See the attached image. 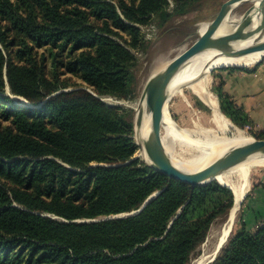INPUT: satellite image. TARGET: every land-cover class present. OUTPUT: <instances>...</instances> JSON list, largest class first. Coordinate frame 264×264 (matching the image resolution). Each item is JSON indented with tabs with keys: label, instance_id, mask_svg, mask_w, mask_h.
I'll list each match as a JSON object with an SVG mask.
<instances>
[{
	"label": "trees",
	"instance_id": "trees-1",
	"mask_svg": "<svg viewBox=\"0 0 264 264\" xmlns=\"http://www.w3.org/2000/svg\"><path fill=\"white\" fill-rule=\"evenodd\" d=\"M194 1L173 0L183 12ZM168 5L0 0V264H189L231 208L217 181L193 187L133 158L126 110L100 98L132 94L138 25L164 21ZM220 81V111L248 125ZM156 191L138 213L107 217L138 210ZM220 195L226 202L208 211ZM210 264H264V221L254 230L241 222Z\"/></svg>",
	"mask_w": 264,
	"mask_h": 264
},
{
	"label": "rangeland",
	"instance_id": "rangeland-1",
	"mask_svg": "<svg viewBox=\"0 0 264 264\" xmlns=\"http://www.w3.org/2000/svg\"><path fill=\"white\" fill-rule=\"evenodd\" d=\"M233 1L234 0H196L192 3H189L186 6L187 11L183 12L176 10V5L173 0H169L168 12L171 14L168 18H166L164 21L154 18L153 22L144 25H138L142 35L143 44L139 48H131L136 56V64L133 68L135 76L134 91L127 98H117L109 95L100 97L106 104L119 105L126 110L128 118L132 122L131 137L137 146L133 158H138L139 161L147 164L146 157L142 154L141 148L139 147L135 136L134 119L136 118L137 106L139 104L140 95L146 80L151 74L164 67L166 61H170L180 52L187 51L201 42L202 38L200 36V25H202V23L214 22L220 13L228 6V4V8L232 6ZM254 1L255 0H239V2L230 11V14L238 16L246 14L251 9ZM122 35L125 38L128 36L126 33H122ZM163 59V64L162 62L159 64L160 61H163ZM165 59L167 60L165 61ZM161 65L163 66L161 67ZM224 70H228L229 72L243 71L246 72V75H250V78H253L252 75L255 72H261L264 77V55L257 62L250 66L227 65L222 67H214L209 72V88L217 101L218 98L215 90L219 85H221L220 80L223 79L222 75L224 74ZM71 81L76 82L79 85L83 84L81 83V80L77 79L76 77L71 78ZM81 87L90 90L88 87L84 86V84ZM72 88L74 87H68L66 89ZM181 89L185 93L184 98L182 96L172 94L169 98L170 101H167L168 114L172 122H175L174 124L178 128L181 127L180 129L188 132L187 137L190 139L194 140L197 136H199V134H201L199 133V129L202 127L205 129L210 128L212 132L216 133L218 136H231L235 133V129L239 128L243 135H245L247 138L264 139V124L259 125L257 122L253 121V119H251L248 125L246 124L244 126H239L230 120L234 127H231L228 130H221L213 119L214 116L212 109L207 104L203 103L197 96L192 94L188 87H181ZM257 95L258 103L262 105L264 110L263 83L260 85V89L257 90L256 96ZM11 97L20 106L33 107L30 102H28L22 96L13 95ZM262 118L264 119V115ZM167 130V125L162 123L161 134L164 137L163 139L165 140V144L168 142L166 145L173 155L178 158H188L189 156L196 153V150L192 148L193 144L188 142L187 139H185L186 137L183 135H170L167 133ZM226 200L227 198L224 195H220V197L213 196L206 205V208L208 211H211L213 208H217L219 203H225ZM228 211L229 209L225 214L218 215L211 222L207 233L208 236H206L207 239L205 238L204 242L195 250V253L191 257L190 263L193 258L200 255L202 248L212 247L218 233L220 232V228H222L227 220ZM130 213L131 212L107 217L127 216ZM263 221L264 166H255L254 169L252 168L250 174V186L247 194L235 213L234 223L232 225L230 235L240 230L241 222L244 223L246 228L249 230H254L256 226Z\"/></svg>",
	"mask_w": 264,
	"mask_h": 264
},
{
	"label": "water",
	"instance_id": "water-1",
	"mask_svg": "<svg viewBox=\"0 0 264 264\" xmlns=\"http://www.w3.org/2000/svg\"><path fill=\"white\" fill-rule=\"evenodd\" d=\"M238 2L239 0H234L230 8H228V4L216 19L227 15ZM250 19L251 22H249ZM201 38L202 41L197 45L178 54L167 62L164 67L149 76L143 86L136 114L137 121L141 119V109L149 114V132L143 145L138 143L139 147L144 149L147 165L154 171H158L172 179L189 184L193 187L202 186L211 182L213 174L217 170L237 163L248 156L264 155V139H249L236 144L196 173L192 174L179 169L171 162L161 138L163 108L176 89V87L171 84V80L185 64L201 54L212 53L216 57L237 58L263 47L264 0H255L251 9L237 20L228 36L213 39L203 38L201 36ZM222 66L226 65L211 66L209 68L207 66L205 71L210 72L214 67ZM217 182L229 188L226 184L220 183L219 181ZM158 193L159 191H156L151 194L138 210L128 215L138 213L151 199L158 195ZM246 194L247 192L242 196L239 202H237V208H235L236 200L233 199L232 206L227 214V220L231 217V227L234 223L235 213ZM231 230L232 228H230V232ZM230 232L227 233L223 239L219 240L218 243L215 240L212 247L202 248L200 254L205 255L201 264H210L215 260L220 249L228 240Z\"/></svg>",
	"mask_w": 264,
	"mask_h": 264
},
{
	"label": "bare ground",
	"instance_id": "bare-ground-1",
	"mask_svg": "<svg viewBox=\"0 0 264 264\" xmlns=\"http://www.w3.org/2000/svg\"><path fill=\"white\" fill-rule=\"evenodd\" d=\"M241 16L232 15L230 12L222 17H219L214 22L202 23L200 25V34L203 38H222L228 36L235 23ZM251 22V19L250 21ZM180 50V49H179ZM183 51V50H182ZM180 52L179 54H181ZM264 55V44L263 47L249 52L243 56L237 58H224L216 57L212 53L201 54L198 57L192 59L189 63L185 64L172 78L171 84L176 87L173 95H179L184 98L185 93L182 91L181 87H188L189 91L197 96L203 103L207 104L213 111V119L216 125L221 130H228L234 125L228 117H226L222 111L219 109L218 101L216 100L214 94H212L210 86V76L209 72L205 71L208 66H218V65H236V66H250L257 62ZM175 57V56H174ZM172 58V57H171ZM167 59H165L166 61ZM163 64L160 61L159 64ZM169 61H166L167 63ZM165 65V64H164ZM157 66V65H156ZM163 65H161L162 67ZM206 72V73H205ZM188 99V98H187ZM170 101V100H169ZM190 102V101H189ZM169 103V102H168ZM189 105V104H188ZM167 103L163 108L162 123L167 125V133L170 135H183L186 137L188 142L193 144L192 148L196 150V153L189 156L188 158H178L169 150L167 143L165 144L164 137L161 134V138L171 162L179 169L188 172L196 173L208 164L214 161L216 158L224 154L230 147L239 144L241 142L247 141L252 138H247L243 135L242 131L237 128L235 133L231 136H218L212 130L200 128L199 136L194 140L190 139L188 132L183 129L178 128L170 119L168 114ZM212 116V115H211ZM135 119V136L139 144L143 145L147 134L149 132V114L141 109V119L137 121V115ZM197 122V121H196ZM166 129V128H165ZM195 130V129H194ZM166 131V130H165ZM225 132V131H224ZM191 135V134H190ZM197 135V134H196ZM165 136V134H164ZM194 137V136H193ZM192 137V138H193ZM169 141V140H168ZM171 141V140H170ZM142 154L145 156L144 149L141 148ZM146 157V156H145ZM257 166H264V155L258 156H248L247 158L217 170L213 174V179L219 181L220 183L226 184L232 194L233 199L236 200L235 208H237V202L242 198V196L248 191L250 186V174L252 168ZM212 179V180H213ZM245 198V197H244ZM231 217L226 221V223L220 228V232L217 235L216 242L223 239L227 233L230 232ZM224 223V222H223ZM210 235V234H209ZM212 235V234H211ZM205 254H200L193 258L190 264H201L204 260Z\"/></svg>",
	"mask_w": 264,
	"mask_h": 264
},
{
	"label": "crops",
	"instance_id": "crops-1",
	"mask_svg": "<svg viewBox=\"0 0 264 264\" xmlns=\"http://www.w3.org/2000/svg\"><path fill=\"white\" fill-rule=\"evenodd\" d=\"M223 90L228 93L234 102L242 106L249 117L259 125L264 124V110L262 105L258 103L256 92L260 89V85L264 84V77L261 72H255L252 77L246 75L243 71L228 70L223 71ZM262 82V83H261Z\"/></svg>",
	"mask_w": 264,
	"mask_h": 264
}]
</instances>
